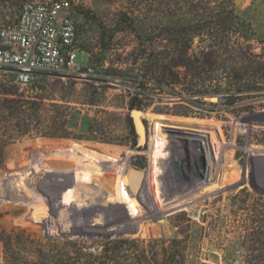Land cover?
Returning a JSON list of instances; mask_svg holds the SVG:
<instances>
[{
    "label": "rangeland",
    "instance_id": "1",
    "mask_svg": "<svg viewBox=\"0 0 264 264\" xmlns=\"http://www.w3.org/2000/svg\"><path fill=\"white\" fill-rule=\"evenodd\" d=\"M71 2L91 77L0 71V264H245L264 0Z\"/></svg>",
    "mask_w": 264,
    "mask_h": 264
},
{
    "label": "built area",
    "instance_id": "2",
    "mask_svg": "<svg viewBox=\"0 0 264 264\" xmlns=\"http://www.w3.org/2000/svg\"><path fill=\"white\" fill-rule=\"evenodd\" d=\"M77 52L71 0L25 2L13 21L0 25V71L10 73L16 84L28 85L44 75L91 77L93 69L76 61Z\"/></svg>",
    "mask_w": 264,
    "mask_h": 264
},
{
    "label": "trees",
    "instance_id": "3",
    "mask_svg": "<svg viewBox=\"0 0 264 264\" xmlns=\"http://www.w3.org/2000/svg\"><path fill=\"white\" fill-rule=\"evenodd\" d=\"M64 137V136H63ZM255 169L263 174L264 182V162L255 164ZM244 193V191L239 192ZM248 210L246 237V250L248 255L245 264H264V196H257ZM173 262V261H172Z\"/></svg>",
    "mask_w": 264,
    "mask_h": 264
},
{
    "label": "water",
    "instance_id": "4",
    "mask_svg": "<svg viewBox=\"0 0 264 264\" xmlns=\"http://www.w3.org/2000/svg\"><path fill=\"white\" fill-rule=\"evenodd\" d=\"M140 113H141V111L137 110V109L132 110L131 113H130L131 118L133 120L134 127H135L137 132H138V129L141 130V131L144 130V126H143L142 120H139V118H138V115ZM144 133H145V130H144ZM138 173H139L140 178H142L144 176L143 172L138 171ZM247 175H248V170H245V177H247ZM246 184H247L246 181L241 182L236 188L239 189V190L243 189V188H245ZM257 193L264 195V193H261V192H257Z\"/></svg>",
    "mask_w": 264,
    "mask_h": 264
},
{
    "label": "bare ground",
    "instance_id": "5",
    "mask_svg": "<svg viewBox=\"0 0 264 264\" xmlns=\"http://www.w3.org/2000/svg\"><path fill=\"white\" fill-rule=\"evenodd\" d=\"M215 100H216V99H213V101H215ZM138 116H139V115H138ZM134 172H135L136 175H137V181H136V184H135V186H134V190L137 191L138 188H139V186H140V184H141V180L143 179L144 176H143L142 178H140L138 171L134 170Z\"/></svg>",
    "mask_w": 264,
    "mask_h": 264
},
{
    "label": "crops",
    "instance_id": "6",
    "mask_svg": "<svg viewBox=\"0 0 264 264\" xmlns=\"http://www.w3.org/2000/svg\"><path fill=\"white\" fill-rule=\"evenodd\" d=\"M10 22H11V20H9ZM12 21H13V19H12Z\"/></svg>",
    "mask_w": 264,
    "mask_h": 264
}]
</instances>
